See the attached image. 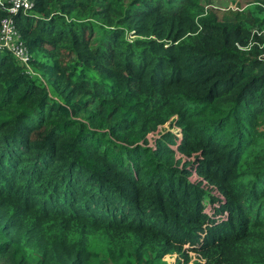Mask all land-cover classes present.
Masks as SVG:
<instances>
[{
  "label": "trees",
  "instance_id": "trees-1",
  "mask_svg": "<svg viewBox=\"0 0 264 264\" xmlns=\"http://www.w3.org/2000/svg\"><path fill=\"white\" fill-rule=\"evenodd\" d=\"M253 1L0 5L30 54L0 50V264H264Z\"/></svg>",
  "mask_w": 264,
  "mask_h": 264
},
{
  "label": "built area",
  "instance_id": "built-area-1",
  "mask_svg": "<svg viewBox=\"0 0 264 264\" xmlns=\"http://www.w3.org/2000/svg\"><path fill=\"white\" fill-rule=\"evenodd\" d=\"M0 5L6 6L11 14L26 12L34 5V0H0ZM9 49L22 63H29L30 54L25 43L20 39L12 16H6L1 21L0 50Z\"/></svg>",
  "mask_w": 264,
  "mask_h": 264
},
{
  "label": "rangeland",
  "instance_id": "rangeland-1",
  "mask_svg": "<svg viewBox=\"0 0 264 264\" xmlns=\"http://www.w3.org/2000/svg\"><path fill=\"white\" fill-rule=\"evenodd\" d=\"M212 3L218 7L220 14H222L225 11L228 12L231 10L247 13L248 8L250 7L249 5L253 4L254 1L253 0H212ZM156 136L157 134H151L149 136L151 139V143L153 142V139ZM210 208L211 206H208V209ZM178 259H179V255L177 253L168 254L164 257L163 264H179ZM193 261H194V258L190 260L189 264H192Z\"/></svg>",
  "mask_w": 264,
  "mask_h": 264
}]
</instances>
